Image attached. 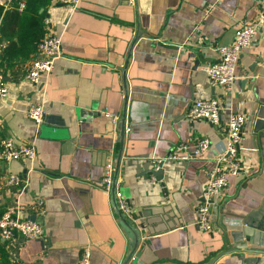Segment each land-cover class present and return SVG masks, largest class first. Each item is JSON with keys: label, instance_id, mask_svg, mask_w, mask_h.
I'll use <instances>...</instances> for the list:
<instances>
[{"label": "crops", "instance_id": "crops-1", "mask_svg": "<svg viewBox=\"0 0 264 264\" xmlns=\"http://www.w3.org/2000/svg\"><path fill=\"white\" fill-rule=\"evenodd\" d=\"M261 7L262 0H80L76 6L52 0L38 13L50 18L62 52L42 85L25 78L37 53L34 34L44 31L42 17L6 10L0 22L7 86L0 95V139L32 142L36 155L0 161V213L14 206L19 217L41 222L43 233L0 239V264H77L84 246L91 248L90 264L125 258L129 237L101 186L104 164L119 149L124 106L128 129L117 181L141 235L130 261L203 264L225 247V236L239 243L253 231L264 235V121H256L264 102V23L242 49L230 92L211 84L205 70L218 58L217 47L256 20ZM137 19L125 102L123 67ZM209 96L223 105L218 123L188 120L189 102ZM36 102L45 109L40 124L27 115ZM235 111L245 115L241 167L215 197L212 229L203 230L196 208L217 147L210 145L204 158L165 160L155 181L146 170L154 164L150 156L166 155L176 142L200 135L223 140ZM10 175L20 176L22 186L8 183ZM245 256L242 261L228 253L214 264H264V253Z\"/></svg>", "mask_w": 264, "mask_h": 264}, {"label": "built area", "instance_id": "built-area-1", "mask_svg": "<svg viewBox=\"0 0 264 264\" xmlns=\"http://www.w3.org/2000/svg\"><path fill=\"white\" fill-rule=\"evenodd\" d=\"M0 0V22L2 13L16 6L18 10L25 7V0ZM63 4L76 6L80 0H55ZM44 31L37 44V53L29 63L25 78L35 85H42L47 75L54 68L55 60L61 55V38L56 32L50 18L44 16ZM264 23V0L258 18L250 23L240 25L235 29L233 39L217 47L218 58L207 62L205 70L209 82L213 85H220L226 92H230L235 81V66L240 58L242 49L251 44L254 35L260 24ZM7 92L4 73L0 68V95ZM223 109L221 101L215 96L194 98L189 102L185 116L188 120L194 121L205 119L212 124L219 121L220 113ZM106 114H109L106 112ZM27 115L37 124H40L45 117V109L41 102L30 104L27 108ZM114 118L116 115H113ZM245 122V115L240 111L232 112L228 123L227 132L223 140L212 142L207 136L200 135L192 141L176 142L170 151L164 156H150L154 163L153 168L158 169L165 160L179 161L191 160L194 158H204V153L215 145L218 153L212 157V164L206 170V181L203 189L202 200L197 205L196 222L203 230L212 229L210 219V208L215 203V197L220 194L227 184L229 175H236L241 167V131ZM128 127H125V131ZM36 155L35 145L30 143H16L11 137L6 136L0 139V161H10L13 159L34 158ZM113 155V154H112ZM114 160L110 157L104 164L101 177V186L105 192L111 194L113 184ZM151 180L155 181L156 176L151 174ZM8 183L22 186V179L18 175H10ZM114 195L120 212L127 219L131 218L132 208L122 195L118 181L115 182ZM42 223L29 218L18 216L14 206H7L0 213V239L8 240L16 235L28 238H38L42 236ZM91 248L84 246L81 249L77 264H90Z\"/></svg>", "mask_w": 264, "mask_h": 264}, {"label": "water", "instance_id": "water-1", "mask_svg": "<svg viewBox=\"0 0 264 264\" xmlns=\"http://www.w3.org/2000/svg\"><path fill=\"white\" fill-rule=\"evenodd\" d=\"M139 27H140V22L137 19L136 21V34L129 46L127 56H126V62L123 67V81H124V99L126 102L127 98V83H126V77H125V71H126V65L128 62V56L130 54L131 48L134 44V41L138 37L139 33ZM199 63V59L195 60V64L197 65ZM125 106L123 108V113L121 116V121H120V126H119V132L117 135V141L119 142V149L116 153L115 159H114V172H113V184H112V191H111V196H112V204L115 206V209L117 210V213L119 215V222L123 229L125 230L127 236L129 237V251L126 254L125 258L121 261L120 264H142L140 261H130L132 255L135 253L136 248L138 247L140 243V232L138 227L135 226L129 219L125 217V215L120 212L116 198L114 195V189H115V182L118 178V168H119V162L122 154V144L124 140V134H125ZM256 117H257V123L260 121H264V102H262L260 105H258L257 111H256ZM147 173H151L156 176V179H160L162 177V168H150L146 170ZM31 220L35 219L34 216L30 218ZM225 242V247L220 250L217 254H215L212 258H210L206 263L203 264H214L215 260L221 256L225 255L228 253L234 254L237 258H239L242 261L247 260V256H245V253H264V235H262L260 232H251L250 234L246 235V238L241 240L239 243L238 242H233L228 239V236H225L223 238ZM248 241L249 243H247ZM137 257L140 256V250L136 254ZM250 258V257H249ZM166 264H171V263H166Z\"/></svg>", "mask_w": 264, "mask_h": 264}, {"label": "trees", "instance_id": "trees-1", "mask_svg": "<svg viewBox=\"0 0 264 264\" xmlns=\"http://www.w3.org/2000/svg\"><path fill=\"white\" fill-rule=\"evenodd\" d=\"M18 0L15 1V3L17 2ZM52 0H25V7L23 10H30L32 12H36L37 14H39V10L41 7L45 8V6L50 3ZM13 10H18L16 6H13ZM7 10H10V9H7ZM6 11V10H5ZM4 11V12H5ZM0 12H1V7H0ZM4 12L2 14H4ZM43 16H44V13H40L39 14V17L43 19ZM37 33H35V42H36V47H37V44H38V41L39 39L41 38L42 34H43V29H39L36 31ZM1 251V250H0Z\"/></svg>", "mask_w": 264, "mask_h": 264}]
</instances>
